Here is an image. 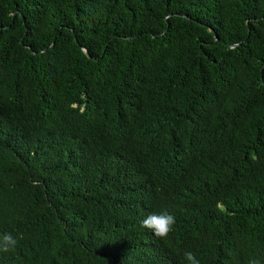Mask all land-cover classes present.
<instances>
[{"label": "trees", "instance_id": "1", "mask_svg": "<svg viewBox=\"0 0 264 264\" xmlns=\"http://www.w3.org/2000/svg\"><path fill=\"white\" fill-rule=\"evenodd\" d=\"M5 232L0 264H264V0H0Z\"/></svg>", "mask_w": 264, "mask_h": 264}, {"label": "clouds", "instance_id": "2", "mask_svg": "<svg viewBox=\"0 0 264 264\" xmlns=\"http://www.w3.org/2000/svg\"><path fill=\"white\" fill-rule=\"evenodd\" d=\"M175 225V216L167 211L150 213L141 221V227L152 232L153 235L159 239H167L174 231ZM18 242V238L11 232L0 234V252L8 253L14 250ZM183 261L185 264H201L197 255L191 251L184 253ZM248 264H261V262L259 259L252 258L248 261Z\"/></svg>", "mask_w": 264, "mask_h": 264}, {"label": "water", "instance_id": "3", "mask_svg": "<svg viewBox=\"0 0 264 264\" xmlns=\"http://www.w3.org/2000/svg\"><path fill=\"white\" fill-rule=\"evenodd\" d=\"M83 52L87 55V53H86V51H85V49H83Z\"/></svg>", "mask_w": 264, "mask_h": 264}]
</instances>
